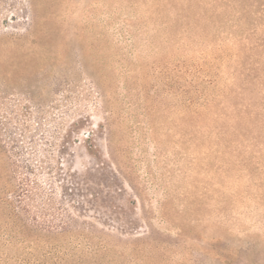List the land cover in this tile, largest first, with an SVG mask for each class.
Returning a JSON list of instances; mask_svg holds the SVG:
<instances>
[{
  "label": "rangeland",
  "instance_id": "374dc122",
  "mask_svg": "<svg viewBox=\"0 0 264 264\" xmlns=\"http://www.w3.org/2000/svg\"><path fill=\"white\" fill-rule=\"evenodd\" d=\"M0 139L70 264H264V0H0Z\"/></svg>",
  "mask_w": 264,
  "mask_h": 264
},
{
  "label": "trees",
  "instance_id": "16d2710c",
  "mask_svg": "<svg viewBox=\"0 0 264 264\" xmlns=\"http://www.w3.org/2000/svg\"><path fill=\"white\" fill-rule=\"evenodd\" d=\"M33 18L34 24L29 34L37 33L42 27L35 14ZM23 185L24 183L17 181L15 166L0 139V244L3 245L0 246V257L4 255L6 247L10 246L9 242L13 244L9 248L23 245L25 249L41 248L45 251L42 258L34 261L24 260L23 264H70L66 258L68 249L72 251V256L76 255V258H79L77 247L80 244L73 246L62 240L68 233L65 226L49 224L39 227L27 217L25 219L21 217L20 211L24 210L21 206L22 199L30 198L26 192H23L27 190L23 188ZM7 192H10V195H7ZM85 248L91 249L88 246ZM71 264H78V262H71Z\"/></svg>",
  "mask_w": 264,
  "mask_h": 264
}]
</instances>
